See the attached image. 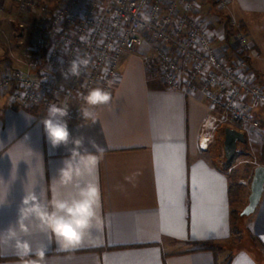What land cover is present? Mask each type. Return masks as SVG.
<instances>
[{
  "label": "crops",
  "instance_id": "obj_1",
  "mask_svg": "<svg viewBox=\"0 0 264 264\" xmlns=\"http://www.w3.org/2000/svg\"><path fill=\"white\" fill-rule=\"evenodd\" d=\"M228 1L225 11L210 14L217 32L213 46L231 40L224 34L226 21L237 22L249 43L245 56L254 82L264 87V0ZM9 2L0 5L6 10ZM6 13H0V72L10 60L27 66L13 58L22 51L6 39L7 21L13 19ZM140 53L123 54L111 104L90 108L89 119L67 122L69 142L58 148L47 140L41 123L46 115L14 108L0 94V264H19L18 242L30 245L33 254L46 248V264H264V185L255 210L235 220L228 192L229 184L237 183L240 198H247L261 163L249 164L236 153L231 167L224 168L218 112L199 90L169 89L148 77ZM257 114L264 118V106ZM256 136H246L247 149L237 152L260 158ZM75 139L82 140V155L96 154L98 161L74 156L72 179L62 183L59 172ZM96 184L98 219L75 248L63 250L54 238L50 243V232L35 214L19 217L25 195H35L51 210L50 201L71 203L80 199L81 189ZM240 220L246 245L235 240ZM201 245L222 248L213 252Z\"/></svg>",
  "mask_w": 264,
  "mask_h": 264
},
{
  "label": "built area",
  "instance_id": "obj_2",
  "mask_svg": "<svg viewBox=\"0 0 264 264\" xmlns=\"http://www.w3.org/2000/svg\"><path fill=\"white\" fill-rule=\"evenodd\" d=\"M12 1L16 42L30 38L26 68L6 65L0 72V94L14 108L46 115L55 103L68 107L67 122L79 121L82 94L93 87L113 93L121 57L142 45L148 77L169 89L199 90L223 116V128L246 134L261 126L264 87L251 80L244 30L226 21L231 40L213 46L210 14L225 11L228 0ZM80 59L88 61L81 75L64 79L62 72Z\"/></svg>",
  "mask_w": 264,
  "mask_h": 264
},
{
  "label": "clouds",
  "instance_id": "obj_3",
  "mask_svg": "<svg viewBox=\"0 0 264 264\" xmlns=\"http://www.w3.org/2000/svg\"><path fill=\"white\" fill-rule=\"evenodd\" d=\"M86 59L73 60L70 62L66 71L62 72L64 79L79 77L81 75V67L87 66ZM82 99L86 107L80 112L84 119L92 117L90 108L99 106H107L112 102V93L102 87H93L82 94ZM29 121L33 119L25 114ZM68 116V107H61L55 103H50L47 113L41 121L43 128L52 148H58L61 145H67L70 139V132L67 121L64 119ZM96 121L93 120V123ZM76 146L71 153V158L64 162V167L60 169L59 179L62 183H68L72 179L71 159L78 156L81 159H87L92 164L97 163L96 154H81L78 149L82 145L81 139L73 141ZM94 143V142H93ZM94 147L100 149L94 144ZM102 151V149H100ZM101 193L99 185H89L80 191V199L68 201L52 200L50 201L51 210H48L39 204L35 195H25L22 201V207L19 209V217L24 215L35 214L42 222L44 227L50 232V243L52 238L63 250L75 248L80 245L84 239L85 233L91 227L92 221L97 218V208L100 207ZM19 220V219H18ZM23 228V225H20ZM17 247L22 249L19 256V264H46L45 252L46 248L37 250L34 254L30 245L27 243H17Z\"/></svg>",
  "mask_w": 264,
  "mask_h": 264
},
{
  "label": "rangeland",
  "instance_id": "obj_4",
  "mask_svg": "<svg viewBox=\"0 0 264 264\" xmlns=\"http://www.w3.org/2000/svg\"><path fill=\"white\" fill-rule=\"evenodd\" d=\"M207 4L206 5L203 4L202 7H201V9H203L205 11L207 9V7H208ZM12 6H13V1L10 0V2L8 4V7L9 8L8 7L6 8L7 11L5 10V13L7 12L6 13L7 17L10 16V18H11L13 16V19H11L12 21L11 20L10 21H7L8 22V25H9V29H8L9 34L6 37V39H8L9 41H12L11 42L12 45H15V46L18 45L20 47L21 51H22V54H20V55L15 54L16 57H13V58H17V61H22V60L25 61L26 60V63H27L28 62V59H29V55H28L29 50H28V48L30 46V38L28 36L25 37L24 38L25 41H24L23 44H18L16 42V39H15L14 34H13V31L15 30L16 26H15V21H14V16L15 15L14 14L12 15V12H13V7ZM2 13H4V12H2ZM1 31H3V30H1ZM216 37H217V32H213L211 34L212 40L215 41V39H217ZM141 48H142V50H144L142 45H138V46L135 47V49H133L129 53H135L138 50L139 51H142V50H140ZM11 61L12 60H10V64H9L10 66L9 67L15 66V67L19 68L18 66H16L15 64H13V62H11ZM11 64H13V65H11ZM251 80H252L253 83H255L254 82V78H252ZM255 84L260 85L258 83H255ZM217 123L219 124L218 127H219V129L221 131V129H222L223 125H224L223 116L221 114L218 115V122ZM263 129H264V118L262 119L261 126L258 129L250 130V131H248L245 134L246 136L249 135L250 137H253V138L256 136V134L260 137V139H259L256 136V140L257 141L260 140L259 143H260V146H261V150H260L261 151V157L258 158V159L257 158L254 159L252 155L251 156L248 155V158H246L244 156L243 152H237V156L239 157L240 160L241 159H244V161H247L249 164L250 163H253L256 160V161H259L261 164H264V132H263ZM238 148H239L240 151H244L245 149H247V146H244V143H239L238 144ZM255 149L256 148H253L254 151H255ZM222 152H223V150H222ZM219 161H220L221 165H224L225 159H224L223 153L219 156ZM232 162H233V160L230 162L228 168L231 167ZM238 169L236 171H239ZM232 171L233 170H231L230 173L232 175V178H234L233 177L234 176V173H232ZM240 191H241V189H240ZM240 194L241 193L239 192L237 202L233 205L234 210L237 211V212H240L241 209L244 207V205L247 202L246 201L247 198H245V199L240 198ZM242 223H243L242 220H240L238 222H235V226L236 227H235V230H234V234H235V240L237 241L238 245H240V244L246 245L248 243V235L245 232V229H244Z\"/></svg>",
  "mask_w": 264,
  "mask_h": 264
},
{
  "label": "water",
  "instance_id": "obj_5",
  "mask_svg": "<svg viewBox=\"0 0 264 264\" xmlns=\"http://www.w3.org/2000/svg\"><path fill=\"white\" fill-rule=\"evenodd\" d=\"M246 141L244 132L226 126L223 128V156L226 162H231L237 153L239 143ZM264 185V164L257 165L250 180V191L247 197V203L240 211V216H248L258 205Z\"/></svg>",
  "mask_w": 264,
  "mask_h": 264
},
{
  "label": "trees",
  "instance_id": "obj_6",
  "mask_svg": "<svg viewBox=\"0 0 264 264\" xmlns=\"http://www.w3.org/2000/svg\"><path fill=\"white\" fill-rule=\"evenodd\" d=\"M226 36L229 35V27L227 26V22H226V31H225ZM230 162H224V168H227L229 166ZM241 186L237 183H231L229 184V197H230V203L231 205H234L237 202L238 199V195L240 192ZM240 212L235 211L234 209L231 211V217L233 220L237 219L240 214ZM201 249H210L213 252H216V250L221 249V246H214V245H201L200 247Z\"/></svg>",
  "mask_w": 264,
  "mask_h": 264
}]
</instances>
